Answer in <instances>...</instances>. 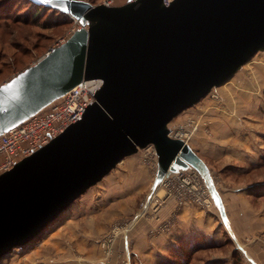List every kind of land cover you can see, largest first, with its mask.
I'll list each match as a JSON object with an SVG mask.
<instances>
[{
  "label": "water",
  "instance_id": "water-1",
  "mask_svg": "<svg viewBox=\"0 0 264 264\" xmlns=\"http://www.w3.org/2000/svg\"><path fill=\"white\" fill-rule=\"evenodd\" d=\"M32 1L84 26L0 85V135L81 80L98 78L102 86L77 122L0 173V258L33 241L147 145L156 154L153 186L194 169L228 226L208 166L188 143L168 136V124L264 51V0Z\"/></svg>",
  "mask_w": 264,
  "mask_h": 264
},
{
  "label": "rangeland",
  "instance_id": "rangeland-1",
  "mask_svg": "<svg viewBox=\"0 0 264 264\" xmlns=\"http://www.w3.org/2000/svg\"><path fill=\"white\" fill-rule=\"evenodd\" d=\"M83 1L97 5L104 0ZM126 1L113 0V6ZM30 11L22 0H0V85L84 26L68 14L42 10L32 19ZM212 90L218 95L217 101L206 95L175 116L168 126L193 118L199 130L190 142L195 136H206L216 147L245 145L253 152V161L243 169L207 160L228 226L221 221L215 205L208 211L194 205L207 219L203 223L211 227L208 233H173L190 223L180 219L184 207L175 206L169 215L159 218L165 203L157 212L148 206L143 216L133 220L153 189L156 171V164L146 161L138 150L121 159L33 241L0 258V264H184L185 249H193L190 264H264V186H260L264 184V51L256 52L231 78ZM218 130L232 132L231 144L213 139ZM238 190L242 197H238ZM169 218L173 221L167 232L150 233ZM115 227L119 232L108 243V234ZM138 235L150 241L161 236L167 242L137 247ZM182 240H188L186 248ZM176 257L181 259L177 261Z\"/></svg>",
  "mask_w": 264,
  "mask_h": 264
},
{
  "label": "built area",
  "instance_id": "built-area-1",
  "mask_svg": "<svg viewBox=\"0 0 264 264\" xmlns=\"http://www.w3.org/2000/svg\"><path fill=\"white\" fill-rule=\"evenodd\" d=\"M171 1L164 0V4L168 5ZM102 4L113 6V0H104ZM101 86L102 80L98 78L81 80L61 97L3 132L0 135V173L11 169L17 161L33 154L51 139L61 134L70 124L77 122L87 106L94 100V96ZM207 96L212 101L218 100V95L213 90ZM168 128V136L181 139L186 143L199 130L198 122L193 118H187L175 125L168 126ZM140 150L146 161L156 164V154L152 145H147ZM169 199L175 202L176 207L195 205L205 211L214 205L199 174L192 168L179 169L164 176L153 186L142 203V209L134 215L133 220L143 216L148 206L157 212ZM172 221V218L160 221L150 233L167 232ZM123 231H127V226ZM118 232V227L109 232L108 243Z\"/></svg>",
  "mask_w": 264,
  "mask_h": 264
},
{
  "label": "crops",
  "instance_id": "crops-1",
  "mask_svg": "<svg viewBox=\"0 0 264 264\" xmlns=\"http://www.w3.org/2000/svg\"><path fill=\"white\" fill-rule=\"evenodd\" d=\"M234 99V98H233ZM238 99V98H237ZM225 117V116H224ZM217 133V134H216ZM233 138L232 132L228 130H218L215 131L214 140H220L223 144H231L230 139ZM189 146L194 150V152L205 162L208 164V159H215L220 160L223 162L225 167L236 168L239 169L245 168L248 162L253 161L254 154L253 152L245 145L239 146H229L226 147L220 146L216 147L212 144L211 138H207L206 136H195L192 141L187 142ZM255 161V160H254ZM239 194L238 197H242L241 191H237ZM175 208V202L171 199L167 200L164 207L159 213V218L162 219L163 216L169 215ZM225 210V208H224ZM246 214V213H245ZM180 219L183 218L186 220L185 222L189 221L190 225L185 224L184 227L178 228V230H174L173 233H186L188 231L198 232V233H208L211 229L210 226H207L203 222L207 219L201 214L200 211L194 205H186L182 208L181 212L179 213ZM247 217V214L245 215ZM184 229V230H183ZM136 233H140L137 231ZM173 233L171 234L173 236ZM170 236V238L172 237ZM137 247L141 246L142 244H154L158 243H166L167 238L159 236L158 238L150 240H146L145 238H141V235L137 236ZM169 238V237H168ZM162 240V242H161ZM160 241V242H159ZM163 245V244H162Z\"/></svg>",
  "mask_w": 264,
  "mask_h": 264
},
{
  "label": "trees",
  "instance_id": "trees-1",
  "mask_svg": "<svg viewBox=\"0 0 264 264\" xmlns=\"http://www.w3.org/2000/svg\"><path fill=\"white\" fill-rule=\"evenodd\" d=\"M25 4H27V6L29 7V9L31 10L30 12L31 13V18L34 19L36 17H38V15L42 12V10H50V11H53V12H57L58 14L60 15H63L65 16L66 14L61 12V11H58V10H55V9H52V8H49L47 6H44V5H41V4H37L35 2H33L32 0H22ZM36 22V21H35ZM261 187L264 186L263 185H260ZM188 239V238H187ZM187 242V243H186ZM184 242L183 240L180 241V243H183V245H185L184 248H186V245L188 244V240ZM198 246H195V248H198ZM186 251L184 252V259H183V263L184 264H190L191 263V250L193 249H190L189 251H187L188 249H185ZM190 253V254H189ZM179 258L180 257H176V260L179 261ZM181 259V258H180ZM181 261V260H180ZM177 263V262H176ZM207 264H210V263H207Z\"/></svg>",
  "mask_w": 264,
  "mask_h": 264
},
{
  "label": "snow or ice",
  "instance_id": "snow-or-ice-1",
  "mask_svg": "<svg viewBox=\"0 0 264 264\" xmlns=\"http://www.w3.org/2000/svg\"><path fill=\"white\" fill-rule=\"evenodd\" d=\"M41 2H46V0H41ZM64 11H65V12H67V11H68V9H67V8H64ZM13 83H15V81H13ZM11 86H12V85H11V84H9V85H7V87H6L5 89H2V90H5V91H6V90H7V88H11Z\"/></svg>",
  "mask_w": 264,
  "mask_h": 264
}]
</instances>
